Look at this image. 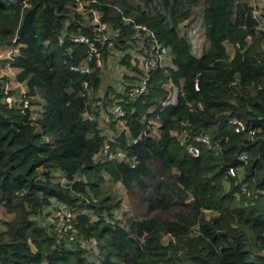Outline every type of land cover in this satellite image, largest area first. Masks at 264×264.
Segmentation results:
<instances>
[{
	"label": "trees",
	"instance_id": "1",
	"mask_svg": "<svg viewBox=\"0 0 264 264\" xmlns=\"http://www.w3.org/2000/svg\"><path fill=\"white\" fill-rule=\"evenodd\" d=\"M0 50L17 84L0 76V264H264V4L0 0ZM61 209L69 234L56 231Z\"/></svg>",
	"mask_w": 264,
	"mask_h": 264
},
{
	"label": "built area",
	"instance_id": "2",
	"mask_svg": "<svg viewBox=\"0 0 264 264\" xmlns=\"http://www.w3.org/2000/svg\"><path fill=\"white\" fill-rule=\"evenodd\" d=\"M251 14L252 16L260 21L262 20V13H261V10L258 9L257 7H254L251 11ZM195 30L192 29V33L194 32ZM76 41H80V42H87L86 39H84L83 37H78L75 39ZM237 47V45H236ZM233 55V53L230 54L229 58H231ZM96 61H97V65L100 66L101 63H100V60L98 58V56H96ZM140 67L144 70V71H147L149 68H152L156 65V62L154 59H145V58H140ZM71 69L75 70V71H79V72H82V71H86L87 68H84V67H71ZM85 85V83H84ZM144 86L140 87V88H136L134 89V95L135 96H139L140 93L142 92ZM195 88L197 89V86H195ZM6 100L8 101V103H11V101L13 102L14 99L12 96H7L6 97ZM22 104H23V107H28L29 105V101L27 99H22ZM112 113L114 115L115 118H120L122 115H123V112L122 110L119 108V107H114V109H112ZM104 122L107 123L109 122V119L108 117L106 116L104 118ZM229 124H231L233 126V129L235 131H239L243 128V124L242 122L235 118V117H232L229 119ZM196 140L198 141H205L207 142V138L206 137H201V138H197ZM193 152L196 154L197 153V149L193 148L192 149ZM104 153L105 154H108L110 158L114 157L115 155L113 154H109L108 153V145L106 144L105 147H104ZM119 157H122L123 155L120 153L118 155ZM247 159V155L245 153L241 154L239 156V160L240 161H245ZM237 174V171L236 169L230 167L226 170L225 174H224V177L223 179L224 180H229V178L231 177H234L235 175ZM56 218H57V221H56V231L58 234H69L68 232L72 229H73V226L71 224V220H72V212L70 210H65V209H61L60 211H57L56 213ZM70 238H74L73 235H70ZM76 241L81 245V247L83 248H92L96 245V240L93 238V239H82V238H77Z\"/></svg>",
	"mask_w": 264,
	"mask_h": 264
},
{
	"label": "rangeland",
	"instance_id": "3",
	"mask_svg": "<svg viewBox=\"0 0 264 264\" xmlns=\"http://www.w3.org/2000/svg\"><path fill=\"white\" fill-rule=\"evenodd\" d=\"M257 4H264V0H255ZM192 27H196L195 28V32L192 33L190 32ZM184 32L187 34V36L190 38V40L192 41V47H193V50L196 52V53H199L202 48L205 46V41L203 39V36H202V32L197 28V26L195 24H193L192 26H185L183 28ZM11 55V51H4L3 53H0V58L2 57H8ZM134 56H135V59L138 57V60L141 58V54H138V53H134ZM170 55L169 54H165L164 57L162 56V61L161 63L165 64L166 61H168V57ZM168 63V62H167ZM105 68H104V74L106 75V81L110 84H112L114 87H119V84L121 83V69L120 67L116 64V61H113V59H108L107 63L105 64ZM12 70L6 66V65H3L0 67V76L1 77H6L8 79V85H9V88H14L16 85L14 82H12V79H13V74H12ZM31 100V103L29 104V107L30 108H35V109H40V106H39V103H41V99L40 98H37V99H30ZM101 103V102H99ZM98 108L99 105H98ZM100 115H102V113L104 112L105 110V106L100 108ZM34 116H36V114L34 113ZM100 123H102L104 126H103V132L105 134H107V136L110 138V136L112 134H114V130H112V128H109L108 125H106L107 123H104V121H100ZM121 122H119L118 124H116V129L117 127H121ZM106 125V126H105ZM107 143V142H106ZM117 192H118V195L119 197H121L123 199V207L124 208H127L128 204H127V201H126V196H125V191L124 189L118 185L117 186ZM167 237H164L163 238V241H166Z\"/></svg>",
	"mask_w": 264,
	"mask_h": 264
},
{
	"label": "crops",
	"instance_id": "4",
	"mask_svg": "<svg viewBox=\"0 0 264 264\" xmlns=\"http://www.w3.org/2000/svg\"><path fill=\"white\" fill-rule=\"evenodd\" d=\"M4 51H6V50H0V53H3ZM163 57H164V55H163ZM163 59V58H162ZM162 59H161V61H162ZM170 60H171V57L169 56L168 57V61H166L165 62V64H168L169 62H170ZM168 62V63H167ZM164 64V63H163ZM7 66V65H6ZM9 67V66H8ZM11 70H12V74L14 75L15 73H16V70L15 69H13V68H11V67H9ZM14 77V76H13ZM12 82H14L15 83V85L17 86V84H16V82L14 81V79H12Z\"/></svg>",
	"mask_w": 264,
	"mask_h": 264
}]
</instances>
